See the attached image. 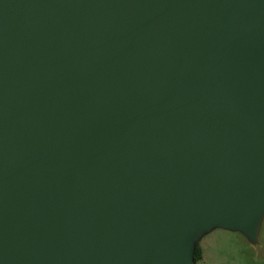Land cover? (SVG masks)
<instances>
[{"label": "water", "instance_id": "water-1", "mask_svg": "<svg viewBox=\"0 0 264 264\" xmlns=\"http://www.w3.org/2000/svg\"><path fill=\"white\" fill-rule=\"evenodd\" d=\"M264 223V0H0V264H197Z\"/></svg>", "mask_w": 264, "mask_h": 264}, {"label": "rangeland", "instance_id": "rangeland-1", "mask_svg": "<svg viewBox=\"0 0 264 264\" xmlns=\"http://www.w3.org/2000/svg\"><path fill=\"white\" fill-rule=\"evenodd\" d=\"M198 247L202 260L197 264H264V223L256 246L240 234L217 230L203 238Z\"/></svg>", "mask_w": 264, "mask_h": 264}, {"label": "trees", "instance_id": "trees-1", "mask_svg": "<svg viewBox=\"0 0 264 264\" xmlns=\"http://www.w3.org/2000/svg\"><path fill=\"white\" fill-rule=\"evenodd\" d=\"M202 260V253L200 248L197 246L196 252H195V261L196 263H199Z\"/></svg>", "mask_w": 264, "mask_h": 264}]
</instances>
